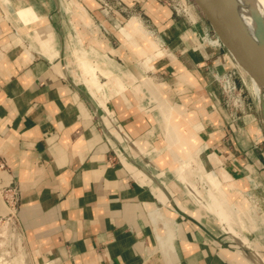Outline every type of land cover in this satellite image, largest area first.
I'll return each instance as SVG.
<instances>
[{
  "label": "crops",
  "instance_id": "1",
  "mask_svg": "<svg viewBox=\"0 0 264 264\" xmlns=\"http://www.w3.org/2000/svg\"><path fill=\"white\" fill-rule=\"evenodd\" d=\"M76 1L0 0V189L18 188L31 260L264 264L260 112L230 122L210 80L230 55L197 12L191 26L159 0Z\"/></svg>",
  "mask_w": 264,
  "mask_h": 264
},
{
  "label": "water",
  "instance_id": "2",
  "mask_svg": "<svg viewBox=\"0 0 264 264\" xmlns=\"http://www.w3.org/2000/svg\"><path fill=\"white\" fill-rule=\"evenodd\" d=\"M57 9L59 0H55ZM198 10L200 21L230 55L240 73H245L262 86L264 97V51L242 30L237 1L235 0H190ZM77 87V86H76ZM98 114L91 99L79 88ZM264 127V104H259ZM99 116V115H98Z\"/></svg>",
  "mask_w": 264,
  "mask_h": 264
},
{
  "label": "rangeland",
  "instance_id": "3",
  "mask_svg": "<svg viewBox=\"0 0 264 264\" xmlns=\"http://www.w3.org/2000/svg\"><path fill=\"white\" fill-rule=\"evenodd\" d=\"M100 1V0H99ZM159 1H161L162 3H164L165 5H168V6H170L173 10H174V12H175V14H177V16H179V17H184V18H188L189 20H191L190 19V13L192 12V15H194L195 14V12H196V10L194 9V7H192V9H191V7H190V12L188 13V8H186L184 5H183V2H185L186 0H159ZM67 2V3H66ZM72 2V3H71ZM79 2V1H78ZM101 3H102V6H103V11H104V9H108V10H110L109 9V7H114V5L115 4H117V6H118V8H121L122 6H123V4H122V1L121 0H102V1H100ZM113 3H115V4H113ZM187 5H188V7H189V5H192V2L190 1V0H187ZM71 6H73L72 8V10L74 11V13H76L77 15L79 14V13H81L80 12V10L79 11H77L76 10V0H71L70 2L69 1H67V0H63V9L64 10H66L67 12H69L68 11V9H70L71 8ZM127 12H129V11H127ZM197 12H198V10H197ZM71 14V13H70ZM127 17H130V16H133V15H138L143 21H144V23H145V25L148 27L149 25H151V23L149 22V19H147V17L141 12V11H139V9L137 10V8L136 9H133L132 10V12H129V13H127ZM198 20H199V15H198ZM200 21V20H199ZM191 23H192V20H191ZM200 23H202L201 21H200ZM193 25V23L191 24V26ZM202 25H203V23H202ZM204 26V25H203ZM199 27L200 28H205L206 29V27H202L201 25H199ZM149 28V27H148ZM207 30V29H206ZM200 32H201V29H200ZM206 32H208V31H206ZM208 36L210 37V40L211 41H213L214 42V44L215 45H217V46H221V44H220V42L215 38V37H212L211 36V33L210 32H208ZM201 35H202V32H201ZM202 39H203V42H204V44H207L206 43V39L203 37V35H202ZM145 60L147 61V62H151V59H149V60H147L146 58H145ZM209 65H213V64H209ZM150 66H151V64H149L148 63V71L149 70H151V71H153L151 68H150ZM149 75H154L152 72H150L149 71ZM251 77L249 78V76H247L245 73H241V77H238V79H237V81H238V83L240 84V85H242L243 86V88H244V93H245V96H246V103H247V110H245V112H239V114H238V118H234L232 115H231V108L230 107H228L226 104H225V97H224V95L222 94V92H221V90H220V88H218V95H219V97L221 98V103H222V105L224 106V108H225V110H226V112H227V114H228V116H229V121L230 122H237L239 125H243V122H242V120H243V117H244V115H245V117L247 116V115H253V114H251V113H249V112H252V110H253V112H255L256 113V115H257V113L258 112H256L257 111V109H259V104H261L262 103V101L260 100V98L262 97V98H264L262 95L259 97V95H257V94H255L254 93V90H253V86H252V82H251ZM210 80H212L213 81V77H212V75L210 74ZM214 82V81H213ZM218 87H219V85H218ZM263 90V89H262ZM263 92V91H262ZM250 106H251V109H249L250 108ZM249 109V110H248ZM256 110V111H255ZM255 117V118H254ZM254 121L256 122V124L254 125V124H251L252 125V128H253V130H254V132L253 131H249L248 130V128H247V131H248V133L249 134H251L253 137H254V140H256V141H260V140H263L262 141V143H260L259 145H255L256 146V149H257V151H259V152H262V151H264V127H263V124H262V120H261V116H260V114L258 113V115H257V117L254 115ZM259 119V120H258ZM255 126V127H254ZM257 126H258V128H257ZM257 128V129H256ZM227 131V135H226V141H228L227 139H230V131H229V129H227L226 130ZM257 131V137H256V134H255V132ZM260 170V169H259ZM259 173L257 172V175H256V173L255 172H252V174H250V176H261L260 174L258 175ZM250 184L251 185H253V182H252V180H250ZM255 190H257V189H255ZM1 193V192H0ZM3 195L1 194V200L2 201H4V199H2L3 197H2ZM255 201H257L256 203H255V206H257V207H261L262 209L264 208V202H263V198L260 196V197H258V198H253ZM229 200V199H228ZM4 203V202H3ZM258 210V209H257ZM9 212H7L6 214H8ZM257 213H261L260 211H258ZM5 213L3 212V214L2 215H4ZM5 214V215H6ZM6 222V221H5ZM11 221H9V223H10ZM12 226H11V230H9L11 233H13V232H17L18 230H16V227H14V223L13 222H11L10 223ZM3 224H1L0 226H2ZM14 228H15V230H14ZM1 229V228H0ZM20 233V232H19ZM1 235V239L4 237V236H6V235H2V233H0ZM9 235H10V233H9ZM23 235V234H22ZM15 236H13V239H15L14 238ZM13 239L12 238H9L8 239V241H6V243H5V241H4V243L1 245L0 244V254H1V252H2V249L4 250V252H6V254H7V250H8V254H7V256L9 257H13L11 254L12 253H14V251L12 250V246L15 244H13L12 242H13ZM1 241V240H0ZM11 241V242H10ZM0 243H2V242H0ZM22 244H23V246H25V242L23 241L22 242ZM16 245H14L13 247H15ZM26 247V246H25ZM18 248V247H17ZM6 250V251H5ZM11 261V260H10Z\"/></svg>",
  "mask_w": 264,
  "mask_h": 264
},
{
  "label": "bare ground",
  "instance_id": "4",
  "mask_svg": "<svg viewBox=\"0 0 264 264\" xmlns=\"http://www.w3.org/2000/svg\"><path fill=\"white\" fill-rule=\"evenodd\" d=\"M235 1H237L240 23H241V27H242L243 32L245 33V35L251 37V39L255 42V44H257L259 47H261V49H263V51H264V0H235ZM183 3L187 4V0ZM76 5H77L76 10L78 11L79 2L76 1ZM190 7L192 9L193 5H189V7L187 6L189 12H190ZM189 15H192V12ZM135 23H136V26L142 32L146 33L148 36H154L153 31L147 29L141 20L135 19ZM200 29H201L203 37L206 39V43L214 46L215 44L213 41L210 40V37L208 36L209 34H208V32H206L207 30L205 28H200ZM122 33H123V31H122ZM251 82H252L254 93L259 95V97H260L262 95V89H263L262 86L259 85L253 79H251ZM260 100L262 101L261 104H264V98L261 97ZM0 192H1L0 193V198H1V194H2L1 189H0ZM230 192L231 193H228L227 198L224 197V199H223L224 203L228 204L227 199H229V195L233 196L232 200H234L235 194H237V192L234 188L231 189ZM2 197H3L2 199H4V196H2ZM0 202L2 203V208L4 210L3 212L5 214L7 212H9L8 214H6V215L4 214L1 216H8L10 213L13 212V209H11L9 206H7L5 200L2 201L0 199ZM232 203H233V201L231 202V204ZM10 219L11 218H8L6 220V222L3 221L0 223V225L3 224L2 226H0V228H1L0 233H2V235L3 234L6 235L2 239L0 236V240H1L0 242H2L0 244L2 245L6 239H7L6 241H8L9 238L13 239V236H15L14 237L15 239H13L12 243L13 244L15 243L14 245H16V246L15 247H13L14 245L12 246V250L14 251V253H12L11 255L13 257L7 256V254L10 251L8 252V250H7V254H6V252H4V250L2 249V252L0 254V264H34V262L31 260L30 254H28L26 251V247L23 246V244H22V242L24 241V236L22 235V233L21 232L19 233V231H17V232L15 231V232L11 233L9 231V230H11V226H12L10 223L14 222L13 219H12V221ZM9 221H11V222L9 223ZM14 230H15V228H14ZM9 233H10V235H9ZM6 241H5V243H6Z\"/></svg>",
  "mask_w": 264,
  "mask_h": 264
},
{
  "label": "built area",
  "instance_id": "5",
  "mask_svg": "<svg viewBox=\"0 0 264 264\" xmlns=\"http://www.w3.org/2000/svg\"><path fill=\"white\" fill-rule=\"evenodd\" d=\"M183 5L186 8L188 6L186 3H183ZM209 71L213 77V80L219 85V88L225 97V104L231 108V115L234 118H238L239 112H245V110H247L244 88L237 81L238 77H241L240 71L236 66H233L229 69H221L216 65H211V67H209ZM6 168L7 166L5 162L0 157V170H4ZM1 191L7 206L13 209V212L8 216H0V223L6 221L8 218H11V221L12 219L14 220V227H16V229L22 233L21 224L18 217V188L16 186H9L2 188Z\"/></svg>",
  "mask_w": 264,
  "mask_h": 264
}]
</instances>
